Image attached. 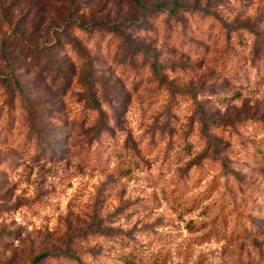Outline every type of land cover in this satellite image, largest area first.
Listing matches in <instances>:
<instances>
[{
	"label": "rangeland",
	"instance_id": "1",
	"mask_svg": "<svg viewBox=\"0 0 264 264\" xmlns=\"http://www.w3.org/2000/svg\"><path fill=\"white\" fill-rule=\"evenodd\" d=\"M73 256L264 264V0H0V264Z\"/></svg>",
	"mask_w": 264,
	"mask_h": 264
},
{
	"label": "trees",
	"instance_id": "2",
	"mask_svg": "<svg viewBox=\"0 0 264 264\" xmlns=\"http://www.w3.org/2000/svg\"><path fill=\"white\" fill-rule=\"evenodd\" d=\"M179 3H177V6L179 7ZM44 144L45 145H48L49 147H50V145H51V142L50 141H48V140H46V139H44ZM38 150H39V148H38ZM37 153H38V151H37ZM49 254H47V253H44V254H41L39 257H38V260L40 259H42V258H45V259H47V258H49ZM73 258L77 261V264H83V262H82V260H81V258L80 257H78V256H73ZM131 262H133V264H147L148 262L147 261H145V260H139V259H137V258H134L133 260H131Z\"/></svg>",
	"mask_w": 264,
	"mask_h": 264
}]
</instances>
